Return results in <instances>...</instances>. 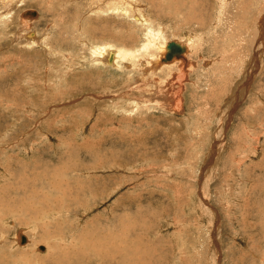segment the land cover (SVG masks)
<instances>
[{
  "label": "rangeland",
  "instance_id": "obj_1",
  "mask_svg": "<svg viewBox=\"0 0 264 264\" xmlns=\"http://www.w3.org/2000/svg\"><path fill=\"white\" fill-rule=\"evenodd\" d=\"M218 1L188 29L184 6L179 15L164 0H134L166 41L198 40L183 112L172 113L134 111L111 93L141 73L92 62V44L140 48L132 18L98 15L100 0H0V264H264V34L254 23L264 0L245 10L232 0L223 16ZM28 10L49 54L15 38ZM255 53L260 69L243 90ZM164 76L148 75L149 86Z\"/></svg>",
  "mask_w": 264,
  "mask_h": 264
},
{
  "label": "bare ground",
  "instance_id": "obj_2",
  "mask_svg": "<svg viewBox=\"0 0 264 264\" xmlns=\"http://www.w3.org/2000/svg\"><path fill=\"white\" fill-rule=\"evenodd\" d=\"M231 1L232 0H219L218 1V5H217L218 7H216V10L219 9V12H220L219 14H221L223 16V12L230 5ZM258 1L262 2L263 0H257V2ZM187 2H189L188 7L185 6L186 4H185V2H183V0H164V2H161V5L164 6L166 4L165 7L169 8L170 11H173L174 13H177L179 15L181 14V10H180L181 7L184 6L186 13H182L183 14L182 18H183V22H184L183 24L188 29H191L190 27L194 26L195 24H198L199 27L205 26V24H206L205 21H207V20H205L202 17H198L197 12L200 8H202L203 4L208 3V0H203V2L201 0L199 2H197V0H188ZM100 3L101 4L98 3V7H96L98 15L100 14L99 11H103V10H101V8L104 7V8H106L105 9V11L107 12L106 15L119 14V15L125 16V18H132L134 23L136 25H138V27L143 28L142 30L145 31L144 41H143V44L140 46L139 49L127 48V47H124L122 45H121L122 46L121 47V46L115 45L116 43L112 44L111 42L110 43L109 42L102 43V44H92L91 46L89 45V43H86L88 46H90L89 51H90L91 56L90 55L89 56L91 57L92 62L96 66H98V67L103 66V67H106L107 69L112 68V69H119V70H127L130 72L131 71L133 72V70H137V72H140L142 75L141 76L142 78L135 83L133 82L130 84H126L125 86H123L119 89H116L114 92H112V89H111V91H110V92H112L111 94L114 97H121L122 99H125L126 101H130L131 106L133 107L134 111L136 109L139 110V107H141V108L145 107L146 109H149L148 106L151 105V107L154 106L156 109H161L162 111H165V112L182 113L183 112V106H184V98H183L184 88L186 87L185 84L189 79V76H188L189 75L188 72H190L189 68H190V66H192V62L190 61L191 59L189 57H190L192 47L193 46L196 47L198 45V40L195 43L194 36H193L194 34L188 36L187 35L188 33H185L184 36L180 37L181 39L178 38L176 40H170V41H175V42L179 43L180 45L186 47L187 51L184 55L185 59H176V60H173L172 62H169V63H163L162 58L164 57V54L166 53V47L170 41L165 40L166 39L164 36L165 34L163 35L162 30H156L154 27L151 26L150 20L147 17H145V15L143 13H142L143 16L138 13L139 5L137 3H135L134 0H116V1L114 0V2H113V0H102V1L100 0ZM236 3H240L243 7V10L247 9V7H248V4H246L244 0H236ZM102 4H103V6H102ZM137 5H138V7H137ZM198 5H199V8H198ZM15 6H16V1L14 2L13 6H12L13 9ZM26 12H24L22 14V19L20 21L27 22V23L20 22L22 25V30H20V33H22V34L17 33L15 35V38H17L18 36H19V38H24L26 40V47L29 49L30 48H36V47L38 48V46H41L42 44H44V49L47 52L46 54H49L51 52L50 46L47 43H43L44 39L41 40V38H39V36L37 35L36 32L30 30V27L32 26L33 22H28V21H31V19L39 18V13L36 11L37 12L36 16L29 17L25 14ZM88 14H91V12H88ZM213 18L217 21H219L218 19H221L220 16H218V15H216ZM254 23H256L257 27L262 29L261 32L264 34V12L259 14L258 18L256 19V21ZM25 30L27 32L23 34V32ZM76 30L78 31L77 34H79L80 36H84L85 31H84L82 21H81V24L78 23V27L76 28ZM210 31H212V30H210ZM254 34H255V32H254ZM259 37H260V35H259ZM223 38H221V39H223ZM130 39H132V38H130ZM195 39H196V37H195ZM80 40H82V39H80ZM162 40H163V43H162ZM105 41H107V40H105ZM263 41L261 40L260 44ZM224 43H225V40H224ZM223 53L225 54L226 52H223ZM260 57H262V56H260L258 53H255V57H253V59L250 61L251 63L248 64V66L246 67L247 71H245V74H244L245 79H247V82L246 81H245L246 83L244 82L245 83L244 87L242 86L243 83L240 87L238 86L239 89L242 87H243V90L245 88H249L248 85L254 79V74L260 69V59H259ZM86 61H87V59H86ZM83 64H84V62H83ZM78 66L79 65H77V67ZM74 67H76V66H74ZM252 67H253V69H252ZM254 69H256V70H254ZM185 70H186V72H185ZM251 70H254V71H251ZM158 72L167 73V76L166 77L164 76L166 79L164 80L162 78V80H164L165 82H164V84H162L163 82H161L157 78H155L156 80L155 79L153 80L154 88H151L149 86L150 81L147 80V76L150 74L157 75ZM247 73H249V74H247ZM138 77H140V76H138ZM133 90L134 91L136 90V92L138 91L137 94H139V95L137 96L136 94H132V93H131V95H129V92H131ZM244 92H242V95ZM237 93H238V91H235V94L232 95V98H236L234 96H236V95L238 96ZM124 96H126L127 98ZM95 98L99 99V98H102V96L101 95H95ZM232 98H230V100H232ZM234 100L232 102H234ZM225 106H227V105H225ZM234 109H235V107H234ZM234 109H231V111L229 110L230 112L226 113V114H229V115L232 114L231 112ZM228 118H229V116H228ZM231 119H232V117L230 116V120ZM229 122H231V121H229ZM226 127H229V126H226ZM214 152H216V149ZM219 154L220 153L218 151L217 155H219ZM52 182H54V181L52 180ZM3 206L6 207L4 204H3ZM22 234L25 237H27L25 235V233H23V230H19L17 235H16L17 242H18L19 246L27 247L30 245L28 243V238H26V240H27V242L25 243L26 245L20 243V236ZM44 250H45V248H44ZM39 251H42V250H40V248H39ZM79 255L81 256V254H79ZM17 259H19V258H17Z\"/></svg>",
  "mask_w": 264,
  "mask_h": 264
},
{
  "label": "water",
  "instance_id": "obj_3",
  "mask_svg": "<svg viewBox=\"0 0 264 264\" xmlns=\"http://www.w3.org/2000/svg\"><path fill=\"white\" fill-rule=\"evenodd\" d=\"M25 14L29 17H33L37 15V12L34 10H28ZM186 51L187 49L185 46H182L175 41H170L166 47V53L164 54V57L162 58V62L169 63L176 59H185L184 55ZM26 242H27L26 237L22 234L20 236V243L25 244ZM40 250L43 251L44 247H40Z\"/></svg>",
  "mask_w": 264,
  "mask_h": 264
}]
</instances>
